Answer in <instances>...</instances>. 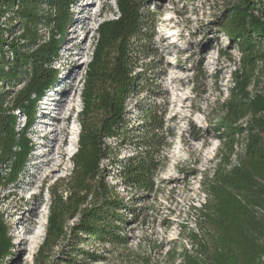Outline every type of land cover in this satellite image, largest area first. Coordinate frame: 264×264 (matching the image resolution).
Instances as JSON below:
<instances>
[{
	"label": "trees",
	"instance_id": "obj_1",
	"mask_svg": "<svg viewBox=\"0 0 264 264\" xmlns=\"http://www.w3.org/2000/svg\"><path fill=\"white\" fill-rule=\"evenodd\" d=\"M75 1L0 0V192L14 189L27 171L34 148L30 129L39 102L58 83L53 63L65 43ZM116 4L118 17L97 28L81 93L73 169L65 199L59 197L50 209L38 264L66 238L69 216H79L71 233L80 243L127 244L118 234V225L125 223L119 211L126 205L105 183L104 164L114 165L115 148L108 141H125L129 134L125 106L139 89L132 76V53L151 40L148 24L153 21L145 16L147 0ZM40 27L48 29L47 40L38 34ZM217 27L237 49L238 65L218 124L222 147L201 182L204 202L193 209L194 229L177 258L179 264H264V0H226ZM15 29L19 34L8 40ZM144 55L152 57L151 52ZM18 86L12 96L10 89ZM144 112V139L134 144L141 153L121 161L117 177L125 187L152 192L157 167L152 153L160 147L162 121L155 112ZM20 115L25 123L18 128ZM239 138L242 149L237 152ZM7 231L0 212V264L11 255Z\"/></svg>",
	"mask_w": 264,
	"mask_h": 264
},
{
	"label": "rangeland",
	"instance_id": "obj_2",
	"mask_svg": "<svg viewBox=\"0 0 264 264\" xmlns=\"http://www.w3.org/2000/svg\"><path fill=\"white\" fill-rule=\"evenodd\" d=\"M225 4L226 0H147L151 40L132 53V76L139 89L125 106L129 134L125 141H108L115 148L114 165L104 164L105 183L126 205L119 211L125 223L118 225V234L127 244L80 243L71 233L79 216H69L66 238L43 264H179L177 254L188 247L187 237L194 229L193 209L204 202L201 182L222 147L218 124L238 65L237 49L217 27ZM69 13L66 40L53 63L58 83L39 102L37 121L30 129L34 148L27 171L14 189L0 192V212L11 240V255L3 264H38L36 254L50 209L59 197H66L97 28L118 17L116 0H76ZM47 31L40 27L42 40H47ZM14 32L7 38L20 30ZM18 88L10 89L12 96ZM142 111L155 112L162 121L157 133L160 147L152 153L157 164L152 192L125 187L117 177L121 161L141 153L134 144L144 139ZM24 123L20 115L18 128ZM238 145L240 152L242 138Z\"/></svg>",
	"mask_w": 264,
	"mask_h": 264
},
{
	"label": "built area",
	"instance_id": "obj_3",
	"mask_svg": "<svg viewBox=\"0 0 264 264\" xmlns=\"http://www.w3.org/2000/svg\"><path fill=\"white\" fill-rule=\"evenodd\" d=\"M15 9H17V7H15ZM4 20V18H0V23H2V21ZM11 37L8 38V40H10Z\"/></svg>",
	"mask_w": 264,
	"mask_h": 264
}]
</instances>
